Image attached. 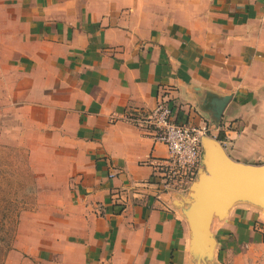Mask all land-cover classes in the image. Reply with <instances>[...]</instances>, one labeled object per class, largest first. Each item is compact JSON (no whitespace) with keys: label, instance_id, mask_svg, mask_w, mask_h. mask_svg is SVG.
<instances>
[{"label":"crops","instance_id":"0c3cea01","mask_svg":"<svg viewBox=\"0 0 264 264\" xmlns=\"http://www.w3.org/2000/svg\"><path fill=\"white\" fill-rule=\"evenodd\" d=\"M11 5L0 7V115L37 136L66 198L12 264H264V209L250 201L192 245L191 190L164 189L152 162L166 145L128 120L165 100L234 160L264 164V0Z\"/></svg>","mask_w":264,"mask_h":264},{"label":"rangeland","instance_id":"374dc122","mask_svg":"<svg viewBox=\"0 0 264 264\" xmlns=\"http://www.w3.org/2000/svg\"><path fill=\"white\" fill-rule=\"evenodd\" d=\"M4 1L0 7L6 3L12 8L14 0ZM11 115H0V264H12V254L22 253L29 238L58 221L54 209L66 200L58 189L60 166L48 162L46 167L44 154L37 157V136L13 130Z\"/></svg>","mask_w":264,"mask_h":264},{"label":"water","instance_id":"95a60500","mask_svg":"<svg viewBox=\"0 0 264 264\" xmlns=\"http://www.w3.org/2000/svg\"><path fill=\"white\" fill-rule=\"evenodd\" d=\"M203 165L191 186L194 200L192 245L209 244L215 217L223 218L238 201H250L264 208V164L234 160L223 144L210 135L202 139Z\"/></svg>","mask_w":264,"mask_h":264},{"label":"built area","instance_id":"2783aa9c","mask_svg":"<svg viewBox=\"0 0 264 264\" xmlns=\"http://www.w3.org/2000/svg\"><path fill=\"white\" fill-rule=\"evenodd\" d=\"M128 120L153 138L166 145L168 156L153 160L154 175L160 177L165 190H191L203 165L202 139L208 135L199 128L176 120L174 110L165 100L149 111H140Z\"/></svg>","mask_w":264,"mask_h":264}]
</instances>
